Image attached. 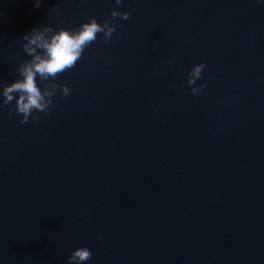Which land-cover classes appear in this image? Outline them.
Wrapping results in <instances>:
<instances>
[{"label": "water", "instance_id": "95a60500", "mask_svg": "<svg viewBox=\"0 0 264 264\" xmlns=\"http://www.w3.org/2000/svg\"><path fill=\"white\" fill-rule=\"evenodd\" d=\"M117 7L47 113L0 106V264H68L78 246L83 264H264V3L0 0V81L30 28Z\"/></svg>", "mask_w": 264, "mask_h": 264}, {"label": "clouds", "instance_id": "9594fccd", "mask_svg": "<svg viewBox=\"0 0 264 264\" xmlns=\"http://www.w3.org/2000/svg\"><path fill=\"white\" fill-rule=\"evenodd\" d=\"M41 0H34L38 7ZM264 3V0H257ZM116 5L121 0H115ZM60 13L57 11L56 15ZM119 16L127 19L128 11L112 8L108 18L98 22L95 17H88L74 27L50 24L36 25L21 35V48L26 59L18 61L15 67V77L10 81H0V106L13 103L15 113L21 124L32 119H38L39 113H47L52 104L55 90L58 88L63 95L70 91L67 84L57 83L58 73L73 67L80 59L83 50L91 42L97 40V34H102L104 42H109L115 31L113 18ZM206 66L203 62L195 63L187 72V84L193 95L200 93L206 83L196 85L194 82L201 77V70ZM99 238V234H97ZM91 256L86 246H78L70 251L68 264H83Z\"/></svg>", "mask_w": 264, "mask_h": 264}]
</instances>
